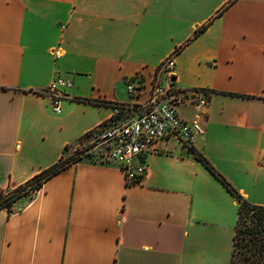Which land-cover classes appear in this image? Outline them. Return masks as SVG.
<instances>
[{"label":"crops","instance_id":"0c3cea01","mask_svg":"<svg viewBox=\"0 0 264 264\" xmlns=\"http://www.w3.org/2000/svg\"><path fill=\"white\" fill-rule=\"evenodd\" d=\"M208 2L215 15L186 43L157 13L189 0H0V190L71 155L111 123V103L146 100L158 64L186 43L175 87L214 91L206 113L177 105L202 125L194 148L264 205V0ZM62 75L73 87L54 112L41 92ZM135 163L146 174L128 184L117 163L80 159L1 209L0 264H230L238 201L220 180L174 137Z\"/></svg>","mask_w":264,"mask_h":264},{"label":"built area","instance_id":"2783aa9c","mask_svg":"<svg viewBox=\"0 0 264 264\" xmlns=\"http://www.w3.org/2000/svg\"><path fill=\"white\" fill-rule=\"evenodd\" d=\"M176 54L177 51H173L156 67L146 100L111 103V123H102L92 130L96 146L101 148L96 156L102 162L117 163L128 183L139 182L146 174L145 164L135 163V157L145 153L154 142L174 137L188 149L193 145L195 136L203 132L198 120L190 121L178 113L177 105L190 101L198 114L206 113L210 93L204 89L179 90L175 87L170 73L176 65ZM55 55L59 52L56 51ZM165 74L167 77L164 78ZM72 87L73 80L68 75H62L54 78L41 93L50 96L53 111L60 112L59 102L64 97V91ZM128 89L132 95L141 93V86L136 89L132 83Z\"/></svg>","mask_w":264,"mask_h":264},{"label":"trees","instance_id":"16d2710c","mask_svg":"<svg viewBox=\"0 0 264 264\" xmlns=\"http://www.w3.org/2000/svg\"><path fill=\"white\" fill-rule=\"evenodd\" d=\"M209 23L210 21L202 24L200 30H205ZM196 35H198V33ZM190 39L191 37L186 43H188ZM186 43L177 47V53L184 47V45H186ZM208 91L214 92L212 90ZM93 134L94 131H90L86 133L83 138L92 136ZM188 150L193 152L203 162L208 170L220 180L225 188L238 201V217L235 224L230 264H264V205L248 201V199L244 197L203 154L195 150L194 145L190 146ZM80 159H82V157L66 158L65 156H62L58 162L36 174L23 184L13 188L11 191L8 192L7 189L0 190V210L5 208L8 211H12L13 203L19 196L25 193L35 192L42 187L44 181Z\"/></svg>","mask_w":264,"mask_h":264},{"label":"rangeland","instance_id":"374dc122","mask_svg":"<svg viewBox=\"0 0 264 264\" xmlns=\"http://www.w3.org/2000/svg\"><path fill=\"white\" fill-rule=\"evenodd\" d=\"M189 2L188 9L160 10L157 13V18L159 23L163 24V28L168 29L167 31L169 32L174 31L179 36H182L187 31L190 33V37L196 36L197 33L199 35L202 32L200 30L201 25L208 22L209 19L211 20L215 12H212L213 7L209 6L208 0H189ZM166 40H170V38L166 37ZM96 144L95 134L84 137L76 143V149L69 155L70 157L66 158L82 157L85 160L100 161L101 158L98 155L96 156V152H101V148L96 146ZM7 190L9 192L12 189Z\"/></svg>","mask_w":264,"mask_h":264}]
</instances>
